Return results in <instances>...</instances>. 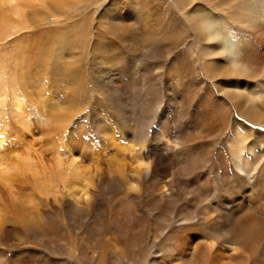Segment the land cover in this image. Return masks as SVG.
<instances>
[{
	"label": "bare ground",
	"instance_id": "bare-ground-1",
	"mask_svg": "<svg viewBox=\"0 0 264 264\" xmlns=\"http://www.w3.org/2000/svg\"><path fill=\"white\" fill-rule=\"evenodd\" d=\"M95 1L0 0V69H5L12 61V81L17 85L25 82L27 77V73H21L22 66L27 71L35 70L53 54L55 73L62 71L71 84L68 91L63 89L61 92L70 95V106L56 105L53 108L44 101L40 107L35 105L34 114L42 123L54 124L55 129L65 131L72 118L88 103L85 98L87 84L84 86L77 78L79 69L76 68L87 59L94 64L91 82L95 95L89 101L92 121L86 117L84 123L87 129L91 126L87 122H92L97 133L96 136L90 134V130L87 136H80L84 143L78 144L83 150L87 143L93 154H99L97 141L100 140L104 142L101 150L106 152L110 146H116L115 138L123 132L120 124L125 127L127 144L119 146V142L112 152L116 156H105L102 169L107 175L103 180L97 178V186L100 191L110 193V197H106L102 192L108 202L107 211L113 199L111 195H118V199L121 196L116 212H125L123 221L137 229L142 230L145 225V231L141 239L138 236L132 238L121 226L122 232L118 231L123 236V250L118 251L120 241L112 240L105 233L97 240L92 239L97 228L90 226L99 224L95 210L94 223L87 226L85 236L77 237V242L70 243L46 231L37 233V229L33 231L30 226H24L26 231L37 233L35 239L40 242L44 239L46 243L48 239L46 245L50 248L58 244L62 248L65 243L68 251L77 252H73L74 257L77 254L79 258L82 256L87 264H110L111 255L112 258L119 256L124 264H264V188L254 195V201L251 195L246 200L242 195L229 198L221 193L213 197L201 193L191 196L193 192L184 189L179 177L190 175L195 169L182 167V162L174 160L182 156L179 152L189 145L190 140L177 131L168 134V129L174 128L175 114L170 108L156 118L163 92L169 103L176 105L178 111H184L193 103L194 93L180 95L177 91L181 90L177 87L195 84L198 85L197 92L210 93L211 85L219 102L218 119L229 127L227 147L235 172L252 185L258 175L264 185V0H107L94 22V9L93 12L79 11ZM64 16L69 17L63 29L44 27ZM32 28H36L37 33L41 31L40 34L47 30L49 38L55 39V44L50 39L51 46L47 41L38 53L34 52L35 42H31V57L34 53L37 55L33 67L28 60L17 59L19 55L25 57L26 41L13 43L12 49L3 47L8 37L21 31L24 38L36 37V33H25ZM3 52L11 57L4 56ZM42 55L47 56L43 62ZM51 67L45 64L43 68L48 70ZM164 75L165 86L162 85ZM175 83L174 91L172 86ZM2 96L0 92V99ZM18 96L14 98L15 108L25 123ZM240 118L255 124L258 129L246 125V121ZM161 130L165 131L168 144H162L161 136H158ZM137 145L139 149L135 148ZM74 147L73 143H68L67 155L57 151L47 165L35 160L29 148L28 152H15L10 166L2 161V168L6 171L2 170L0 175L9 195L0 193V202L10 203L20 225L29 220L27 214L15 206L11 182L5 179L4 173L7 175L11 168L16 173H29L44 196L54 194L53 190L62 183L63 189L71 185L70 191L80 188L77 198L89 202L88 191L95 187L94 175L90 176L92 180L86 176L87 171L81 165L83 157L75 153L79 150L75 151ZM127 154L131 157L129 163L125 160ZM208 161L205 159V167ZM148 189L157 192L149 195ZM74 199L66 197L59 201L68 217L79 215L89 220L88 208L93 203L81 207L82 204ZM137 199L143 202L138 213H134L129 205H121ZM192 199L196 208L186 204ZM180 206L182 210L178 209ZM32 218L39 224L36 217ZM10 223L0 215V226L6 225L8 234L13 228L8 226ZM214 224L219 227L211 228ZM195 227H201L204 235L192 232ZM42 228L39 224V229ZM58 240L60 243L56 242ZM116 262L120 263L119 260Z\"/></svg>",
	"mask_w": 264,
	"mask_h": 264
},
{
	"label": "rangeland",
	"instance_id": "rangeland-1",
	"mask_svg": "<svg viewBox=\"0 0 264 264\" xmlns=\"http://www.w3.org/2000/svg\"><path fill=\"white\" fill-rule=\"evenodd\" d=\"M106 5H107V0H97L94 3H91L87 6H83L79 11V13L83 10L92 11V9H94L96 13L94 15L95 16L94 22H95L99 13H101V11L104 9ZM68 17L64 16L63 18L58 19L55 23L51 22L44 27L45 28L50 27L54 29L56 27L58 29H63L64 26H66V22H68ZM39 28L40 27H38V29ZM42 28L43 27L41 26V29ZM35 30L36 28L27 29L25 33L26 34L36 33L35 34L36 37L24 38L23 37L24 32L21 31L19 34L15 36L12 35L8 37L7 42H5V44L3 45V47L6 46L7 49H9L10 47H11L10 49H12V47L14 46L13 43L19 42V44H22L21 43L22 40L26 41L27 42L26 44H28V49H23V52H25L26 55L25 57L23 56V58H21V56L19 55L17 59L20 61L28 60L29 64H31L32 67L35 63V59L37 55L34 53V55L31 57V54H33V47L31 42L32 41L35 42L34 52L37 51V53L40 50L39 48L42 49L43 44L47 43V41H48V45L51 46L50 39L53 42V44H55V39L53 40L52 38H49V34L47 30H44L41 34H40L41 31L37 33ZM16 38H22V39L19 40ZM4 56L11 57L9 53H4ZM40 57L43 62L45 57L47 56L42 55ZM53 59H54V55L52 54V58L45 60L43 62V65L39 64L37 68L35 66L36 69L35 70L31 69L32 71L31 70L27 71L25 66H22L23 72L21 73L22 74L27 73V77L25 82L24 81L22 83L20 82L17 85H13V81H12V76H11L12 71L10 70L11 66L14 67V63L12 64V61H9L10 63L6 65L5 69L4 67L0 69V92L3 94V96L1 97L2 99H0L1 100L0 102V174L2 170H4L1 164L2 161H5L6 165L8 164L10 166L9 162L10 161L12 162V160L14 159L13 157L16 154L15 152H17L18 150H20V152L21 150L22 152L23 151L28 152V148H29L30 152L32 153V156L35 157V160H39L42 164L46 163L45 165H47V162H49L50 159H52V156L57 151L61 153L65 152L66 154L64 153V155H67L65 149H67L68 143L69 144L73 143L75 145L74 147L75 151L79 150L78 152L75 153L83 157L81 161L82 163L81 165L83 170L86 169L85 171H87L86 176L92 180L90 176L94 175L92 182L95 185V187H91L90 190L88 191L89 202L87 200H84L83 198H77L76 195L79 192L80 188L78 190L70 191L69 188H71V185L63 189L62 183H60V185L57 186L55 190H53L54 194H50L47 197L43 195L44 193L42 192L37 181L32 179L30 174L27 173L26 171H23L22 173H16L14 169L11 168L9 169L7 175H5L4 173L5 179L7 178L9 182H11L12 190L15 196L14 197V202L16 203L15 206L20 208L23 214L25 215L27 214L26 217L29 220V222L28 223L25 222L24 223L25 225H20L19 218L16 214H14L13 210L10 207V203L6 205L5 202L3 201L0 202L1 217L4 218L7 222L8 221L11 222L8 226H13L9 234L5 229L6 225L0 226V264H65L66 262L69 264H87L86 262L87 260L82 256L81 258H79L80 255L74 254L75 255L74 257L72 255L74 251L72 249L68 251L66 249L67 247L65 243H63L64 246L62 248L59 247V244L58 246L57 245L55 247L51 246L50 248L49 246L46 245L48 243V239H46V243H45L44 239H42V241L40 242L39 239H35V237H37L38 232L42 233V231H46L47 233L58 235L62 239L65 238L70 243L77 242L78 241L77 237L81 236L82 234L84 236L87 234L85 232L87 226H90L92 223H94L93 221L94 219H96L95 216H97V220L99 224L90 226L93 228L95 227V229L97 228L93 233L92 239L97 240L99 239L97 237L105 233L108 236H110L112 240L120 241L121 247L120 246L118 247V251L123 250V243H122L123 236L119 234L122 232V229H120L121 226L123 227V229L126 228L127 231H129V234L130 236H132V238H136L138 236L137 238L141 239L140 236H143L144 234L143 231H145V225H143L142 230L141 228L137 229L132 224L123 221L126 215L125 212L121 214L116 212L117 209L116 205H118V203L120 204L119 199L121 201V196L118 199V195L116 196L111 195L113 199L112 202H109L110 205L108 206L109 208L107 211L108 202L103 196L102 192L105 193L106 197H110V193L106 190L100 191L99 186H97L98 179L102 178L103 180L107 175V173H105L104 170L102 169L104 168L103 159H105V156L107 157L116 156V155L113 156L112 152L113 150H116L117 144H119V142H120L119 146H126L127 144L128 138L125 137L126 136L124 132L125 127L120 124V126L123 129V132L120 133L118 136H116L115 138L116 140L114 141V144L116 143V146L114 145L113 146L114 148L110 146L109 147L110 151L105 150L107 153L101 150V146L103 145L104 142L100 140L97 141V143L100 144V148L98 147V149H100L99 151L100 155L98 153L93 154L92 150L90 149L87 143L84 144L86 148L83 150H81L80 148L81 146L78 144V143H84V141L81 140L80 138L83 137V135L87 136L90 130H91L90 134L93 133V135H95V133H97L94 129V125L92 122H87L88 125L89 124L91 125L87 129H85L87 125L84 123L85 121L84 119H86V117L87 119L92 121V118L89 117L92 109V107L89 105V101H92L95 95V89L93 83L91 82L92 74L94 71V64L89 63V60L87 59V61L85 60L83 62L82 66H77L76 68L79 69V71L76 72L77 78H80V80H82L84 86H86L87 84L88 92L87 94L85 93V98L88 99V103L85 104V108H83V110L80 113H78L76 117L72 118V121L70 122L69 125V129L65 131L63 129H55L54 127H56V125L54 124L51 125V123L50 124L42 123L41 121L38 120V118L34 114L35 112L34 108L36 106L40 107L42 103H44V101L45 103L52 105L53 108L56 105H61L62 108L64 106H70L69 105L70 95L69 94L62 95L61 92H63V89L64 90L66 89L68 91L71 84L67 82L66 77L62 75L63 74L61 73L62 71L58 70V72L55 73L56 68L53 69V64H54ZM168 63H171V61ZM178 63L177 65L182 66L180 62ZM45 64L47 66L51 65L52 66L51 69L49 68L48 70L44 69L43 67ZM173 65L175 66L176 64ZM44 75L46 77H43ZM40 77L43 78V82H41L42 78ZM163 77L164 79L162 85L165 86L164 80L166 79V75H164ZM176 85L177 84L175 83L174 86H172L174 91L177 87ZM184 86H185L184 88L177 87L180 88L181 90V91H177L178 94L184 95L187 92H193L194 93L193 103L190 106H188V108L185 107L184 111L182 110L178 111L176 105L173 104L174 105L173 106L171 103L167 101V99L165 98V92H163L162 105L160 111H158L156 115V118L160 117V115L164 112L166 108H170L171 113L175 115L173 118L174 128L168 129L170 130L168 134L172 135L174 131H177L182 136L190 140L189 145L185 146L183 151L179 152L182 154V156L181 157L178 156L177 158L174 159L177 162L179 161L182 162L181 164L182 167H186L187 169H191V168L195 169V171L190 175L187 176L183 175L179 177L180 182L183 181L182 184L184 185V189L186 191L188 190L192 191L193 194L191 196H193L194 193H201L204 195H209V197H213L214 194L221 193L229 198H231L232 195L235 196L242 195V197L245 198L246 200V197L251 195L254 201L255 199L254 195L262 191L264 185L261 183L262 181L261 179H259L258 175H256V181L254 182L255 184L252 185L248 183L245 177L244 178L240 177L238 176L237 172H235L231 161V155L227 147V137L229 134V129H228L229 127L226 124H223L222 120L219 121L218 119L219 102L216 99L217 97L216 91L212 88L211 85L209 89L211 94L208 91L197 92L196 86L198 85L195 84H190V85L185 84ZM39 89L42 90L43 92L40 91ZM14 90L17 92L14 93ZM206 90H208V87ZM17 95H19L18 97L22 102V107L24 109L23 116L25 118L23 119L25 120V123L22 122L19 118V115H17L19 113V110L15 108L16 106L14 104V98ZM107 109L110 112V109L109 108ZM241 121L244 122L246 121L245 122L246 125L250 126L255 130L258 129V126L252 124L247 120L241 119ZM156 125H158L157 122ZM155 127H153L152 129H155ZM59 130H61V132ZM158 136H161L162 139L161 141H163L162 144H168L165 131L161 130ZM135 148L139 149V145L135 146ZM205 159L206 160L209 159L208 164H206L207 167L204 166ZM65 160H67V157H65ZM125 160L129 163L131 160L130 155L127 154ZM5 171L6 170H4V172ZM3 181L4 180L0 175V186L4 188L2 189L3 192L0 190V193L2 194L5 193L6 195H9L8 194L9 191L7 190L5 185H3L4 184ZM156 192L157 190L154 189L147 190V193L149 195H152ZM66 197L72 200H75L74 198H76V202L82 204L81 207L85 205H89L90 202L91 204L93 203L92 206L88 208L89 209L88 217L90 219L86 221L83 217L82 218L79 217V215H75L72 218L68 217V213L65 207H62V205L59 202L62 199H66ZM253 201H252V207H253ZM142 203L143 202L140 201V199H137V200H131L129 202H123V204L121 205L122 206L129 205L131 206L134 213H138V210L141 207ZM186 204H189L191 207L195 206L196 208L194 199L186 201ZM178 209L182 210L183 207L180 206L178 207ZM94 210L97 213L95 214V216L93 213ZM259 210L260 212L262 211L261 208H259ZM32 217L37 218L38 223L40 224V226L43 227L41 230L39 229V224H37V222ZM101 221L103 222L102 225H100ZM24 226L25 227L30 226L33 229V231L37 229V233H34L32 231L31 234L30 232L26 231V228ZM90 227L88 233H90ZM218 227L219 226H217L216 224L211 225V228L213 229ZM118 230L121 232H119ZM196 231L202 233L203 235L205 233V231H203L201 227H195L192 229V232L196 233ZM114 236H116L115 237L116 239L114 238ZM8 237H10V239ZM30 240L36 242L31 243ZM56 242L60 243V240ZM62 251H67L68 253L64 254ZM110 258H111L110 264H124L119 256L112 258L111 255ZM117 260H119L120 263H117L116 262Z\"/></svg>",
	"mask_w": 264,
	"mask_h": 264
}]
</instances>
